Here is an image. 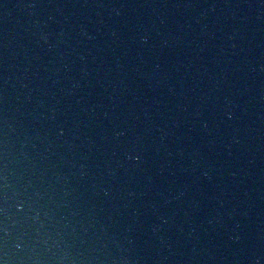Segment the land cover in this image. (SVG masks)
<instances>
[{
    "label": "water",
    "instance_id": "water-1",
    "mask_svg": "<svg viewBox=\"0 0 264 264\" xmlns=\"http://www.w3.org/2000/svg\"><path fill=\"white\" fill-rule=\"evenodd\" d=\"M0 264H86L58 194L1 86Z\"/></svg>",
    "mask_w": 264,
    "mask_h": 264
}]
</instances>
